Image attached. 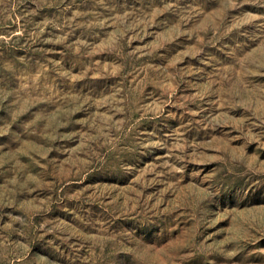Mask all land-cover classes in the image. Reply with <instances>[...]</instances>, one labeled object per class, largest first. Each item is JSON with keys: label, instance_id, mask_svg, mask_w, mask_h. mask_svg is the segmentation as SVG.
Masks as SVG:
<instances>
[{"label": "rangeland", "instance_id": "obj_1", "mask_svg": "<svg viewBox=\"0 0 264 264\" xmlns=\"http://www.w3.org/2000/svg\"><path fill=\"white\" fill-rule=\"evenodd\" d=\"M0 264H264V0H0Z\"/></svg>", "mask_w": 264, "mask_h": 264}]
</instances>
